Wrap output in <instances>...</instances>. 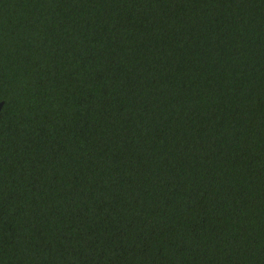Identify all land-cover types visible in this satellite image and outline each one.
Segmentation results:
<instances>
[{"label": "trees", "instance_id": "16d2710c", "mask_svg": "<svg viewBox=\"0 0 264 264\" xmlns=\"http://www.w3.org/2000/svg\"><path fill=\"white\" fill-rule=\"evenodd\" d=\"M0 264H264V0H0Z\"/></svg>", "mask_w": 264, "mask_h": 264}, {"label": "water", "instance_id": "95a60500", "mask_svg": "<svg viewBox=\"0 0 264 264\" xmlns=\"http://www.w3.org/2000/svg\"><path fill=\"white\" fill-rule=\"evenodd\" d=\"M2 103H0V110H1Z\"/></svg>", "mask_w": 264, "mask_h": 264}]
</instances>
